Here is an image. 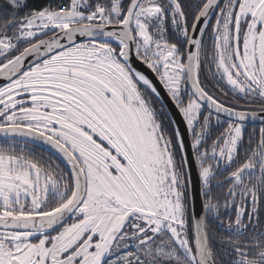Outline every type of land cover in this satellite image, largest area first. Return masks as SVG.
Wrapping results in <instances>:
<instances>
[{"label": "snow or ice", "instance_id": "1", "mask_svg": "<svg viewBox=\"0 0 264 264\" xmlns=\"http://www.w3.org/2000/svg\"><path fill=\"white\" fill-rule=\"evenodd\" d=\"M5 4L0 264H264V0Z\"/></svg>", "mask_w": 264, "mask_h": 264}, {"label": "water", "instance_id": "2", "mask_svg": "<svg viewBox=\"0 0 264 264\" xmlns=\"http://www.w3.org/2000/svg\"><path fill=\"white\" fill-rule=\"evenodd\" d=\"M134 66L137 67V68H138L139 70H141V71H145V72L148 71V70H146V69L144 68L143 65L140 64L139 61H136V62L134 63ZM3 83H4V81H0V84H3ZM157 83H158V82H157ZM164 102H165L166 104L169 103L167 100H165ZM169 108H170V110L174 111V108H172L171 105H169ZM255 125H256V126H260V122H259V121L250 122L248 126H255ZM193 175H194V178H195V173H194ZM197 210H199V201L197 202Z\"/></svg>", "mask_w": 264, "mask_h": 264}, {"label": "trees", "instance_id": "3", "mask_svg": "<svg viewBox=\"0 0 264 264\" xmlns=\"http://www.w3.org/2000/svg\"><path fill=\"white\" fill-rule=\"evenodd\" d=\"M44 0H28V3L32 6L39 7ZM4 7H6L5 0H0V10H2ZM5 15L2 11H0V16Z\"/></svg>", "mask_w": 264, "mask_h": 264}, {"label": "flooded vegetation", "instance_id": "4", "mask_svg": "<svg viewBox=\"0 0 264 264\" xmlns=\"http://www.w3.org/2000/svg\"><path fill=\"white\" fill-rule=\"evenodd\" d=\"M259 126H248L249 130H251L252 128H258Z\"/></svg>", "mask_w": 264, "mask_h": 264}]
</instances>
